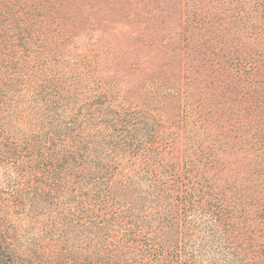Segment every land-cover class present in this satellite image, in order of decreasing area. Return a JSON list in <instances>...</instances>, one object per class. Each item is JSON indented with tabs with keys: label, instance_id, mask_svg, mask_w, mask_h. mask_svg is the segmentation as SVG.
<instances>
[{
	"label": "trees",
	"instance_id": "trees-1",
	"mask_svg": "<svg viewBox=\"0 0 264 264\" xmlns=\"http://www.w3.org/2000/svg\"><path fill=\"white\" fill-rule=\"evenodd\" d=\"M3 1L10 13L0 9V72L19 84L31 78L26 89L35 120L26 157L39 180L53 186L38 193L54 190V203H62L63 229L83 238L78 264H264V128L255 133L261 151L254 171L224 184L206 175L220 144L242 141L244 124L264 125V57L251 46L264 42V0H235L229 15L223 10L226 18L193 9L192 26L185 22L189 76L228 105L217 113L201 102L178 113L191 153L174 152L178 130L161 113L132 105L110 85L95 94L94 107L86 106L78 81L40 63L46 44L29 30L35 6ZM209 121L221 136L211 143ZM10 248L0 229V264L15 263Z\"/></svg>",
	"mask_w": 264,
	"mask_h": 264
},
{
	"label": "rangeland",
	"instance_id": "rangeland-1",
	"mask_svg": "<svg viewBox=\"0 0 264 264\" xmlns=\"http://www.w3.org/2000/svg\"><path fill=\"white\" fill-rule=\"evenodd\" d=\"M213 1L22 0L21 3L25 7L32 4L33 12L37 11L38 17L31 12L37 22L31 25L30 20L29 30L44 38L46 48L40 63L51 69L48 73H62L78 81L81 85L78 95L87 99L88 107H94L95 94L110 85L111 91H120L132 105L137 103L151 113H161L169 129L178 130L174 152L184 148L191 153L188 144L191 138L186 139L177 128V115L182 108L196 110L197 103L202 102L209 104L212 111L218 108L217 113L228 109L227 104L215 102V94L210 95L197 82V76H189L185 63L187 47L181 32L185 22L192 24L196 15L192 10L211 17L220 11L226 18L224 11L229 15V8L235 4V0H220L219 6L210 5ZM3 3L2 0L0 9L9 16L7 4ZM18 5L13 6V11L19 10ZM183 5L185 11L181 10ZM257 40L251 46L264 57V42ZM1 76L4 77L0 82L2 235L11 247L14 264H78L83 255L80 247L83 238L75 228L63 229L59 219L62 203H54L59 200L52 194L54 190L38 193L43 189L50 191L53 186L39 180L36 164L26 157L35 120L31 93L26 89L31 78L19 84L9 73L0 72ZM215 123L208 124L209 143L214 136L221 138ZM263 126L252 130L244 124L241 127L245 129L241 134L244 142L233 141L232 147L220 144L215 150V167L206 175L210 178L217 175L224 184L238 182L254 171L261 151L255 133L263 131ZM247 213L255 217L253 207H248ZM257 223L255 218L253 225Z\"/></svg>",
	"mask_w": 264,
	"mask_h": 264
}]
</instances>
